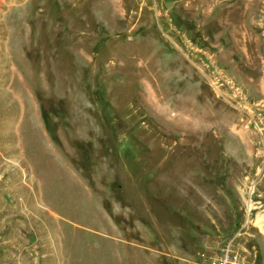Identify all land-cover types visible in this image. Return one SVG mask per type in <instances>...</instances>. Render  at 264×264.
I'll return each mask as SVG.
<instances>
[{"label":"rangeland","instance_id":"obj_1","mask_svg":"<svg viewBox=\"0 0 264 264\" xmlns=\"http://www.w3.org/2000/svg\"><path fill=\"white\" fill-rule=\"evenodd\" d=\"M233 236L264 264V0H0V264Z\"/></svg>","mask_w":264,"mask_h":264},{"label":"built area","instance_id":"obj_2","mask_svg":"<svg viewBox=\"0 0 264 264\" xmlns=\"http://www.w3.org/2000/svg\"><path fill=\"white\" fill-rule=\"evenodd\" d=\"M234 237L206 244L197 252L194 264H248L235 246Z\"/></svg>","mask_w":264,"mask_h":264},{"label":"bare ground","instance_id":"obj_3","mask_svg":"<svg viewBox=\"0 0 264 264\" xmlns=\"http://www.w3.org/2000/svg\"><path fill=\"white\" fill-rule=\"evenodd\" d=\"M251 206V204L249 203V207Z\"/></svg>","mask_w":264,"mask_h":264}]
</instances>
